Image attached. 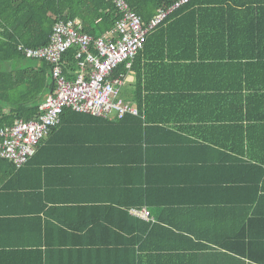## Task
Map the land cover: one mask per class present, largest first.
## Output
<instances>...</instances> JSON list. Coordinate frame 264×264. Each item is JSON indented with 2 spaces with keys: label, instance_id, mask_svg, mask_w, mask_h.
<instances>
[{
  "label": "crops",
  "instance_id": "1",
  "mask_svg": "<svg viewBox=\"0 0 264 264\" xmlns=\"http://www.w3.org/2000/svg\"><path fill=\"white\" fill-rule=\"evenodd\" d=\"M136 86L130 69L122 97L135 106ZM142 109L66 108L27 165L2 159L0 264H264V119Z\"/></svg>",
  "mask_w": 264,
  "mask_h": 264
},
{
  "label": "trees",
  "instance_id": "2",
  "mask_svg": "<svg viewBox=\"0 0 264 264\" xmlns=\"http://www.w3.org/2000/svg\"><path fill=\"white\" fill-rule=\"evenodd\" d=\"M177 1L127 0L146 24ZM76 19L97 38L115 30L119 13L110 0H0V128L35 119L56 89L51 65L26 58L19 46L43 47L56 23ZM77 51L64 55L67 74ZM126 71L123 64L114 76ZM132 71L141 116H148L143 107L175 105L233 111L214 115L220 120L237 121L236 110L245 121L264 119L250 112L264 110V0H191L148 33Z\"/></svg>",
  "mask_w": 264,
  "mask_h": 264
},
{
  "label": "built area",
  "instance_id": "3",
  "mask_svg": "<svg viewBox=\"0 0 264 264\" xmlns=\"http://www.w3.org/2000/svg\"><path fill=\"white\" fill-rule=\"evenodd\" d=\"M110 1L116 7L119 19L115 30L105 36L93 38L83 31L81 21L76 19L56 23L50 42L43 47L19 46L26 58L43 60L51 65L56 89L40 106L35 119L20 120L15 125L0 128V159L10 161L16 169L27 165L37 146L62 122L66 108L107 119L139 115L137 106L122 97L125 74L115 77L114 72L123 64L128 70L132 69L148 33L191 0H178L171 8L159 10L149 24L132 10L127 0ZM73 47L78 49L77 67L67 74L63 58ZM134 212L150 218L147 209Z\"/></svg>",
  "mask_w": 264,
  "mask_h": 264
}]
</instances>
